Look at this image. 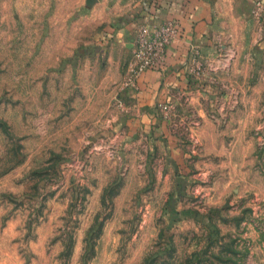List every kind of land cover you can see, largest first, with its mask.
Wrapping results in <instances>:
<instances>
[{"label": "rangeland", "instance_id": "obj_1", "mask_svg": "<svg viewBox=\"0 0 264 264\" xmlns=\"http://www.w3.org/2000/svg\"><path fill=\"white\" fill-rule=\"evenodd\" d=\"M9 4L0 264H264V83L222 108L187 104L182 124L161 112L165 128L109 129L89 113L74 123L71 98L27 90L16 62L38 51L25 44L24 7ZM203 61L205 73L230 75L227 59Z\"/></svg>", "mask_w": 264, "mask_h": 264}, {"label": "crops", "instance_id": "obj_2", "mask_svg": "<svg viewBox=\"0 0 264 264\" xmlns=\"http://www.w3.org/2000/svg\"><path fill=\"white\" fill-rule=\"evenodd\" d=\"M8 1L10 8L24 7L25 44L38 51L16 62L27 67L33 83L27 90L71 98L74 123L89 113L92 123L109 129L165 128L160 103L173 106L177 125L187 104L222 108L232 92L240 99L249 88L256 98L264 83V0H0V9ZM166 19L177 22L178 36L136 87H123L136 28ZM190 45L208 65L227 59L233 77L209 70L201 78L189 75Z\"/></svg>", "mask_w": 264, "mask_h": 264}, {"label": "built area", "instance_id": "obj_3", "mask_svg": "<svg viewBox=\"0 0 264 264\" xmlns=\"http://www.w3.org/2000/svg\"><path fill=\"white\" fill-rule=\"evenodd\" d=\"M179 28L174 19H166L151 27L139 25L131 44L130 57L126 63L123 87H136L141 73L158 64L169 45L178 36ZM186 68L189 75L201 78L205 75L204 61L200 50L190 45ZM170 103H160L159 109L166 116L172 110Z\"/></svg>", "mask_w": 264, "mask_h": 264}]
</instances>
